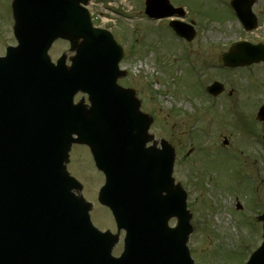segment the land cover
<instances>
[{
	"label": "rangeland",
	"instance_id": "1",
	"mask_svg": "<svg viewBox=\"0 0 264 264\" xmlns=\"http://www.w3.org/2000/svg\"><path fill=\"white\" fill-rule=\"evenodd\" d=\"M113 1L105 2L117 7L116 2L114 3ZM125 1L129 4V13H135V16L130 19L123 17L119 13L114 16L117 22L116 30H119L118 37L121 38L128 49H131L124 60V66L130 67V73L127 74V79L123 81V84H135L133 87L137 89V92L146 96L147 103L143 108L146 111H153L159 120L154 132L158 136L170 137L174 143L179 132H183L184 129L183 110L191 111L193 109L188 102V94L186 93L187 90H190V87L184 81L185 74L186 76L192 74L189 71L185 73L184 64L178 58L180 48L177 46H179V43L181 46V42L179 39H175L172 34L167 37V30H160L164 26L162 23L150 24L136 8L131 10V7L134 6L133 4H138L137 0ZM173 1L184 3L192 10L189 16H196L199 19L197 23L201 40H198L197 43H202L204 50V45L210 46V51L213 55L222 51L229 40L245 34L241 30L238 21H235L236 17L230 8V0ZM106 3L97 1L95 5L97 8L95 11L96 15L109 10L106 7ZM11 4L12 0H0V53L3 52L7 44H14L15 42L10 30V26L13 24ZM195 10L198 14L201 13L203 15H196ZM254 10L261 19H264V0H259L257 5L254 6ZM110 13L113 14L112 12ZM204 14L208 16H204ZM101 17L104 20L108 18L103 14H101ZM159 31L161 32L159 33ZM255 34L264 36L263 21ZM150 39L153 41L159 40L161 44H150L148 43ZM164 40L166 42L165 48L162 47ZM169 45L176 47L175 49L170 48ZM68 49L69 45L67 43L57 41L51 51L53 58H58L62 51L68 52ZM132 49L134 52H132ZM171 49L174 50L171 51ZM171 52H174V54ZM210 57H201V60H213ZM146 62L149 66L146 65ZM247 72L246 74L238 73L236 76H232L230 80L231 85H234L239 93L243 92L249 86L248 84H253L251 76L256 80H258V75L261 76L259 65L256 68L253 66ZM204 73L210 79L213 78L214 73L215 76H218V73L212 68L204 70ZM240 77L241 80L239 79ZM191 78L192 76H190L188 81H191ZM197 85L198 82L191 85L192 91L201 98L203 97V91ZM261 89H263V85L256 86L251 97L257 96ZM226 102L219 101L217 104H225ZM233 110L235 112V108H232L231 105L228 108L226 105L220 108L222 115L226 113L227 116L230 114L235 117L231 113ZM226 122L229 124L227 120ZM230 123L231 126L229 125L228 128L223 127L222 124L218 129L215 128L216 123H205L209 137H213L212 141H217V145L207 144L205 148L196 145L192 148L193 151L190 154H186L189 148L183 150L182 156L184 159L179 161L180 165L177 169L178 177L184 179L187 186L191 189L189 201L191 209L195 213L193 223L197 230L195 237L191 238L190 247L197 258V264H246L254 249L260 244L256 221L249 223L244 215L245 212L253 211L246 199V193L249 191L244 190L248 182L243 173L239 177L233 174V169L238 165V162L233 163L231 154L229 152L219 153V151L222 149L223 135H230L231 143L229 149H233V141L240 143L241 147L246 149L242 159L245 155H248L244 159L249 162V168L257 170L258 176H260L261 166L264 162L260 161V152L263 157L264 152L260 151L259 144L255 143V141L251 145L247 143L248 139L251 141L252 136H249L245 129H242V133L232 127L235 122L231 121ZM167 124L168 129L173 128V136L170 130H164ZM209 147L211 150L210 154V150L206 151ZM213 151L214 153H212ZM70 169L77 178L86 182L88 197L97 204L98 202L93 192L97 183L99 186L104 177L95 167L90 151L86 147L76 146L73 148ZM226 170L228 172L227 178L222 177L225 183L220 182L221 171L225 175ZM205 171L206 173H204ZM195 182L197 186H194ZM262 184L261 198L259 203L254 205L255 211L264 207V180ZM250 195L251 192H249V197ZM252 199H254L253 196ZM97 208V211L93 212L95 223L102 227L113 226L110 211L103 207L99 208V205Z\"/></svg>",
	"mask_w": 264,
	"mask_h": 264
},
{
	"label": "water",
	"instance_id": "2",
	"mask_svg": "<svg viewBox=\"0 0 264 264\" xmlns=\"http://www.w3.org/2000/svg\"><path fill=\"white\" fill-rule=\"evenodd\" d=\"M87 1L14 0L15 31L20 45L15 48L16 51L14 49L15 53L11 52L12 49L9 57L0 60V66L38 67L44 71L45 88L50 89L54 82L46 75L54 72L63 87H67L63 85L66 83L68 87L73 86L75 91L88 90L95 99L102 100L109 90L105 78H101V81L105 82L102 84L98 79L90 78L87 73L79 72V59L71 70L64 68L63 60L59 61L58 68L53 69L47 56V50L57 37L68 38L73 43L83 37L87 45L83 55L93 48L89 46H94L93 43L101 33L92 27L88 14L80 6L81 2ZM242 11V18L247 20L246 11ZM261 59L264 60L263 55L248 59L247 62ZM49 98L45 97V101ZM59 113L65 115L66 111L63 112L60 108ZM94 114L100 112L94 111ZM95 121L76 120L71 129L66 121H54L59 122L62 128L55 132L54 140L47 138L50 141L48 147L52 145L51 141L54 142L56 148L50 151V158L58 156L59 159L52 164H45L43 190L38 207L35 200L28 202L19 196L8 198L5 190H0V264H67L78 252L101 250L97 244L105 238L91 225L89 208L82 198L64 190L63 181L67 180L70 186H78V183L69 177L65 166H61L67 158L66 151L73 142L70 135L75 132L80 137L77 141H90L91 139L86 138V128ZM46 142L45 140V145ZM98 153L100 165L107 171L110 180H113L114 169L107 165L104 151ZM172 195L163 224L149 220L148 227L137 232L129 224L131 218L123 211L124 203L115 199L106 201L113 207L119 225L123 226V222L128 230L124 258L147 259L138 264H180L178 259H189L186 241L191 227L185 210V194L182 193L181 196L175 192ZM174 214L178 215L180 223L177 228L170 229L166 222ZM25 253L27 257L24 260ZM73 260L76 261L77 258L74 257ZM101 260L92 259L90 263L98 264ZM103 260L108 264L107 256L103 257Z\"/></svg>",
	"mask_w": 264,
	"mask_h": 264
},
{
	"label": "flooded vegetation",
	"instance_id": "3",
	"mask_svg": "<svg viewBox=\"0 0 264 264\" xmlns=\"http://www.w3.org/2000/svg\"><path fill=\"white\" fill-rule=\"evenodd\" d=\"M241 27L242 31L245 32L244 27ZM224 51L225 49L218 52L217 55H220ZM234 70L235 69L217 66V71H219L218 78L219 81L224 84V88L222 92L218 94V96H216L214 99L216 102L227 101L229 103H225L222 105H226L227 108L231 105L232 108H235L236 113L233 110V114L237 116L240 122L239 126L244 127L246 133L249 136H252L251 141L249 140L247 143L251 145V143L255 141V143L259 144L258 146L260 148V151L262 150L264 152V119L262 120L259 118L261 107L264 106L263 89L260 90L257 96H253V98L251 97V95L253 94L254 88L250 86H247V88H245L243 92L239 93L238 89L230 83L232 76H235ZM224 138L229 142V138H231V136L229 135V138L224 136ZM224 147L229 149L228 143L225 144ZM259 158L261 162L264 161V157L262 156L261 152ZM248 163L249 162L245 159L246 173L249 185H252L253 183L261 185L262 181L264 180V162L261 166L260 176H258L257 170L248 167ZM222 176L224 175L222 174ZM257 234L259 238L263 240V226H257Z\"/></svg>",
	"mask_w": 264,
	"mask_h": 264
}]
</instances>
